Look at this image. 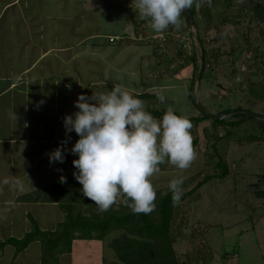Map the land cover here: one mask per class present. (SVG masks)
Returning a JSON list of instances; mask_svg holds the SVG:
<instances>
[{
	"label": "rangeland",
	"instance_id": "rangeland-1",
	"mask_svg": "<svg viewBox=\"0 0 264 264\" xmlns=\"http://www.w3.org/2000/svg\"><path fill=\"white\" fill-rule=\"evenodd\" d=\"M8 1L0 0L1 60L12 55L13 49L22 43L36 56L50 49L27 75H37L45 68L43 74L49 77L42 80L41 88L48 93L44 94L46 103L53 106L43 111L33 100L30 115L31 120L47 123L45 133L55 129L53 114L58 118L56 123H60L68 110L70 115L78 111L74 102L81 94L91 97L94 92L107 93L114 86H121L136 98V93L155 95L150 104L144 102L146 111L148 107L161 111L172 108L181 116L195 117L204 112L218 115L228 108H242L241 111L264 117V22L254 16L252 9L264 0H234L231 6H225L222 1L209 4L207 0H198L201 3L196 7L198 28H188L182 14L179 30L170 27L159 34L152 31L148 21L139 18L134 0H18L3 9ZM203 48L207 52V66L197 89L194 83L191 98L192 77L195 69L200 70ZM89 83L92 85L88 86ZM54 84L60 100L56 103L48 101ZM39 86L34 82L30 88L37 91ZM159 92L166 97L163 103L157 99ZM194 93L201 105L196 103ZM73 94L75 98H71ZM1 104L5 105L6 99ZM224 117L227 121L243 120L235 129L240 135L264 137V121L259 117L247 114ZM192 125L191 135L198 139L194 146L197 159L184 173L185 190L206 175L220 172L213 143L230 129L228 125L214 123L213 119ZM61 126L65 129L64 122ZM31 130L35 134L39 131L35 121ZM74 134L71 146L80 138ZM68 138L65 133L63 141ZM236 138L217 142L216 148L229 166L228 176L210 179L181 203L172 229V245L181 262L264 264V198L254 192L255 184L264 188V138L262 141ZM42 145L48 147L44 142ZM34 151L31 153L35 162L38 157ZM24 158L15 156L13 164L10 159H0L1 200L17 191L37 195V191L60 181L62 175L69 177L73 172L45 163L33 169L32 176L28 174L21 180L25 174L20 172L29 167ZM9 169L15 175V179L9 178L12 185L8 182L10 175L3 173ZM176 175L177 169L170 165L154 176L152 182L156 190L165 189ZM45 198L47 201L41 199L40 204L0 205V226L10 224L8 234L13 238H19V234L24 237L33 229L30 218L25 219L26 211L31 212L43 234L55 230L63 211L59 201L55 204L48 196ZM111 239H76L73 252L64 253L61 261L63 264H102L104 258L111 261L114 258L109 246ZM31 243L19 262L30 264L35 255L40 260L45 251L41 242ZM61 248L50 247L49 243L46 252L57 255ZM10 257L4 256L6 260Z\"/></svg>",
	"mask_w": 264,
	"mask_h": 264
},
{
	"label": "clouds",
	"instance_id": "clouds-1",
	"mask_svg": "<svg viewBox=\"0 0 264 264\" xmlns=\"http://www.w3.org/2000/svg\"><path fill=\"white\" fill-rule=\"evenodd\" d=\"M134 4L139 18L158 34L170 27L179 30L182 14L194 4L201 6L198 0H134ZM157 99L163 103L166 97L159 92ZM74 106L78 111L64 117V127L66 136L75 131L80 138L70 150L65 140L48 155L50 164L63 163L66 151L78 156L73 175L82 185L83 196L102 212L123 198L134 214L149 215L157 199L152 178L167 163L177 169L168 189L173 204L180 203L184 173L197 159L188 118L168 108L158 120L146 111L143 100L121 86L91 97L81 94ZM66 181L62 175L60 182Z\"/></svg>",
	"mask_w": 264,
	"mask_h": 264
},
{
	"label": "trees",
	"instance_id": "trees-1",
	"mask_svg": "<svg viewBox=\"0 0 264 264\" xmlns=\"http://www.w3.org/2000/svg\"><path fill=\"white\" fill-rule=\"evenodd\" d=\"M221 1L225 6H231L234 4V0H211V3H216ZM205 11L206 8H203ZM254 16L261 22H264V3L256 4L252 6ZM193 16L195 26L198 28L197 19H196V6L193 5L190 9ZM188 28L190 27V22L187 17L186 11L183 13ZM200 43L203 46V41L200 39ZM204 47V46H203ZM206 49L203 48L202 59L204 70L201 76L205 72L207 62H206ZM194 62L196 60L194 58ZM199 73L195 69L193 73V81L190 88V97L192 98L193 85L195 79ZM201 81V80H200ZM92 83H89L88 86H91ZM93 86H96L93 84ZM138 98L143 99L144 102L150 104L155 97L152 93H136ZM76 97H78L76 95ZM71 98H75L73 94ZM60 101V100H57ZM56 101V102H57ZM50 108V107H49ZM242 108H228L224 110L221 114L218 115H235L240 116L241 114H247L252 117V115L241 111ZM148 111L156 118L162 120L163 115L166 111L157 110L151 107H148ZM68 115H70L68 110ZM177 115H180L175 111ZM191 123H199L202 120L213 119V122L220 125H228L230 129L226 132L225 135L217 137L213 143V147L218 154L217 166L220 169V172L214 174H208L202 180L197 181L192 188L185 190L186 187H183V196L178 205H174L172 202V194L168 189V186L165 189H157V199L155 201L156 208L149 214H134L130 208L123 204V198H121L112 208L108 211H100L93 201L83 196L82 185L75 179L73 173L75 172V167L73 161L78 159V156L73 155L70 151L65 152V161L63 163L56 162L54 165L58 169H67L68 172H72L67 178L66 183H61L60 181L55 182L47 187L45 190L37 191V195H30L31 193L21 196L22 198H27L31 201H41V199L46 200L45 196H48L50 201L57 202L59 201L60 207L63 211V218L57 224L55 230L46 232L45 234L39 229L38 223L33 220V229L24 235L22 239L17 240V238H11L9 243H12L16 246V253L24 250L31 242L38 240L41 242L45 251L41 255V260L44 264L54 263L57 260L56 254H48L46 249L50 243V247H56L60 245L61 252H70L73 247V242L76 239H98L105 241L108 237L112 239L109 242V246L113 249L114 258L111 261H107L106 258L103 259L102 264H202V263H191V262H181L175 254L173 248V226L178 217L179 212L181 211V203L191 197L196 191H198L203 185H205L210 179L215 177L225 178L229 174V166L227 161L224 159L223 155L217 150V142L220 139L226 138L230 139L231 137H237L239 141H262L263 136H247L240 135L235 129L243 123V120L227 121L226 119H218L213 117L211 114L204 112L201 116H191L186 117ZM262 120V119H261ZM57 121V120H56ZM64 122V119H62ZM264 121V120H262ZM46 124L43 120L39 119V123H36L39 128L42 126L43 131H46ZM55 128H58V123H54ZM48 130V129H47ZM55 129L49 133H44V136H41L43 140H46V145L48 146L45 150L46 152L41 155L38 167L45 162H49V153L55 150L63 141L57 134L55 136ZM66 133L64 129L63 137ZM75 132L72 131L69 133L68 144H66L67 149H71L73 146L70 145L71 136L75 135ZM34 135L35 133L32 132ZM36 135V134H35ZM198 142V139H193V145L195 146ZM72 144V143H71ZM169 164L165 163L160 165L161 170H166L169 168ZM257 189L254 191L256 196L259 198H264V188H260L259 184H255ZM43 197V198H42ZM48 198V199H49ZM36 223V224H35ZM119 232L116 235L113 233ZM21 241V243H19ZM66 248V249H65ZM207 264V263H206Z\"/></svg>",
	"mask_w": 264,
	"mask_h": 264
},
{
	"label": "crops",
	"instance_id": "crops-1",
	"mask_svg": "<svg viewBox=\"0 0 264 264\" xmlns=\"http://www.w3.org/2000/svg\"><path fill=\"white\" fill-rule=\"evenodd\" d=\"M17 2L18 0H9L8 3L3 7V9L8 5L16 4ZM23 37H25V35ZM38 46L40 48L42 47L41 44H39ZM30 50L31 49L28 48L27 44L22 43V45L19 46L18 48H14L13 54L7 55L5 57V60L4 59L1 60L2 57L0 56V159L1 158H3L4 160L10 159V161L13 164L14 163L13 159L15 158V156L25 157L24 159L27 160L29 163V165L28 164L26 165H28L29 167L25 168L24 171L20 172L25 174L23 179L21 178V180H24V178L26 179L28 174L29 176L30 175L32 176V172L36 169L41 155H43L46 152L45 150L46 146L42 145L43 142L46 143V140H43V138H41V136H44L45 133L43 131L42 126L38 128L39 131H37L36 135L32 134V130H31L32 121L39 123V120L30 119L31 112L34 109V105H31V103L33 100L35 102H38L39 106H37V108L40 110H42L43 108L47 110L49 109V107L53 106V104L49 102L46 103V97L44 96V94H48V93L43 91L41 88L42 80L45 78H49L48 76H45L43 74L45 68H41V72L37 73V75L27 76L31 71H33L37 67V62L40 59H42L44 56H46V54H48V51L50 49L48 50L45 49V51L39 53L38 56L32 55ZM34 82H38V85H40L39 90L37 91H34L33 89L30 88ZM56 88L57 86L56 84H54L50 89L51 91L50 94L52 96L48 99V101L51 100L53 101V103H56L57 101ZM5 99H6V104L3 105L5 106V110H3L1 100H5ZM45 109H43V111H45ZM36 117L39 118V116ZM51 119L55 123L57 122L56 120L58 118L56 117L55 114H53V116H51ZM62 124L63 121L58 123V128H55L56 137L57 134H60L59 136L63 138L64 128L61 126ZM39 142L41 143L40 145L37 144ZM70 143H72V141ZM36 148L39 149L36 150ZM31 151H34L36 157H38V158L35 157L36 158L35 162L32 158ZM45 163L47 164L50 162H45ZM12 168L14 167H11L10 169ZM10 169L3 173H7L10 175V177H8V182L11 183L12 185L13 181H10L9 178L15 179V175L10 173ZM16 188L19 190L20 186H17ZM21 193L22 192L17 191L15 193H12L7 198L3 197L2 200L0 198V205L4 204L7 206H13L15 203L23 204V202H33L34 204L42 203V201L35 202V201H24L23 199L20 200L21 196L27 194V193L24 194ZM25 215H26L25 219L26 217L28 220L30 218L31 220L30 223H33L34 219L31 212L27 213L25 211ZM4 226H0V264H23L22 262H19V260H21V254L24 253V251L28 249L32 243L29 244L24 250L20 251L19 253H16V246L13 245L12 243H9L10 239L13 237L11 234H8L10 230V224L9 226L6 225ZM18 237L19 238H17V240L23 238L21 234H19ZM76 242L77 240L73 242L72 250ZM10 247H12L11 250L9 249ZM72 250L70 252L68 251L63 253L61 252L60 254L56 252L57 260L54 261V263H49V264H63V261H61L62 256L65 255L66 253L71 254L73 252ZM5 255H11L10 259L6 260L4 258ZM30 264H44V263L42 262L41 258L40 260L36 259V255H35L34 259L30 262Z\"/></svg>",
	"mask_w": 264,
	"mask_h": 264
},
{
	"label": "water",
	"instance_id": "water-1",
	"mask_svg": "<svg viewBox=\"0 0 264 264\" xmlns=\"http://www.w3.org/2000/svg\"><path fill=\"white\" fill-rule=\"evenodd\" d=\"M186 14H187V17H188V19H189L190 26H191V27H194V28L196 29L195 22H194V19H193L192 14H191V11H190V10H187V11H186ZM198 40H200V39L198 38ZM202 61H203V59H202ZM203 70H204V65H203V62H202V63H201L200 70H199V73H198V75H197V77H196V81H195V85H194L195 89H197V84H198V82L201 80V76H202ZM193 95H194V99H195L196 103H198V104L201 105V103H200V102L198 101V99H197V95H196L195 93H194ZM209 114H211V113H209ZM248 114H250V115H252V116L259 117L260 119L264 120V117H261L260 115H257V114H254V113H249V112H248ZM211 115H212L213 117L218 118V119H221V120H222V119H225L224 116H226V115H215V114H211Z\"/></svg>",
	"mask_w": 264,
	"mask_h": 264
},
{
	"label": "built area",
	"instance_id": "built-area-1",
	"mask_svg": "<svg viewBox=\"0 0 264 264\" xmlns=\"http://www.w3.org/2000/svg\"><path fill=\"white\" fill-rule=\"evenodd\" d=\"M184 40H182L181 42H183ZM184 46H187V44H184Z\"/></svg>",
	"mask_w": 264,
	"mask_h": 264
}]
</instances>
